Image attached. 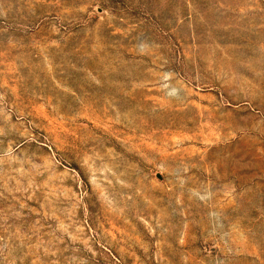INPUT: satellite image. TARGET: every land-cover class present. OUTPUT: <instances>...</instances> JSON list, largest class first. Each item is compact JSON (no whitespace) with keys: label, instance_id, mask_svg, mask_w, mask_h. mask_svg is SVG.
<instances>
[{"label":"rangeland","instance_id":"374dc122","mask_svg":"<svg viewBox=\"0 0 264 264\" xmlns=\"http://www.w3.org/2000/svg\"><path fill=\"white\" fill-rule=\"evenodd\" d=\"M0 264H264V0H0Z\"/></svg>","mask_w":264,"mask_h":264},{"label":"clouds","instance_id":"9594fccd","mask_svg":"<svg viewBox=\"0 0 264 264\" xmlns=\"http://www.w3.org/2000/svg\"><path fill=\"white\" fill-rule=\"evenodd\" d=\"M177 93H178V90H177L176 88H173L168 94H169L170 96H176Z\"/></svg>","mask_w":264,"mask_h":264}]
</instances>
